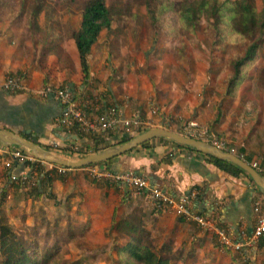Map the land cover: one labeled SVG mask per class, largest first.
Returning <instances> with one entry per match:
<instances>
[{"label": "rangeland", "instance_id": "obj_1", "mask_svg": "<svg viewBox=\"0 0 264 264\" xmlns=\"http://www.w3.org/2000/svg\"><path fill=\"white\" fill-rule=\"evenodd\" d=\"M105 1L112 17L111 27L103 28L91 45L87 58L92 78L97 81L93 82L94 88L87 86L86 90L93 95L109 90L115 101L126 105L124 115L116 111L123 121L120 132L133 137L156 126L183 133L189 122L196 121L233 153L248 154L254 160L264 158V43L255 60L246 65L244 74L230 87V62L242 50L244 41L225 37L215 42L212 34L199 29L196 33L180 30L170 36L149 22L144 0ZM253 1L259 9L261 1ZM43 2L37 28H33L29 16L35 0H13L12 5L0 6V85L12 75L7 74L12 67H44L49 57L55 62L56 57L42 49L46 43H57L71 57L76 54L78 58L70 34L80 25L82 0ZM178 8V0H171V9L176 12ZM20 10L22 16H18ZM75 64L73 70H58L78 72L82 81L79 59L77 70ZM79 146L74 145L76 149L71 154L70 149L65 150L64 155L53 152L58 149L57 141L45 149L76 160L83 157L76 155ZM42 164L47 168L58 166L46 161ZM64 169L66 173L79 170L71 171L74 174L67 178L71 183H65L63 196L53 192L55 198L45 194L39 199L26 197L38 171H33L24 186H5L6 194L0 199L4 223L28 240L39 241L46 247L45 253L53 247L58 264H124L115 248V244L124 242L110 231V218L114 207L117 218L130 209L124 210L121 198L125 189H135L124 185L116 188L104 182V174L96 173L102 172L98 166ZM95 176L99 182L92 181ZM83 223L81 234L74 231L70 235L69 227ZM154 231L159 242L169 234ZM190 239L185 233L173 237L182 248L191 243Z\"/></svg>", "mask_w": 264, "mask_h": 264}, {"label": "crops", "instance_id": "obj_2", "mask_svg": "<svg viewBox=\"0 0 264 264\" xmlns=\"http://www.w3.org/2000/svg\"><path fill=\"white\" fill-rule=\"evenodd\" d=\"M76 56L74 54L72 58L77 70ZM49 60L43 63L44 67L38 68L36 64H32L26 68H10L9 71L15 73L6 71L28 87L15 93L0 87V129L19 134L28 140H35L43 148L49 146L52 141H57L58 149L52 151L57 155L61 153L64 155L65 150L73 149V146L80 145L81 141L87 142L90 146L95 143H90L86 138H78L81 135L79 127L72 126L69 130L57 128L54 121L61 112V105L50 97L39 96L36 90L43 85L54 88L67 86L71 88L76 103L88 116L102 113L108 107H114L123 114L126 105L115 101L113 93L111 94L109 90L98 91L94 95L86 90L90 86L94 88L93 82L97 81L96 78H92V73L89 80L82 83L78 72L59 71L56 61L54 62L52 57H49ZM41 68H45L44 73L41 72ZM104 132L99 145L112 143L122 136V131L119 130ZM7 145L13 144L0 142V191L3 188L6 191L5 186H10L8 185L10 170L4 166V162L11 159L12 150L20 147ZM242 150L239 148L240 152H243ZM203 155L205 154L195 150L177 147L169 141L153 138L149 140L147 146H136L129 153L119 155L112 162L111 168L117 172L141 173L149 184L158 185L175 197L189 196L193 193L191 195L193 210L211 216L216 227L226 228L233 242L242 243L240 249L220 246L215 230L201 229L191 219L177 216L169 209L153 204L145 191L125 189L126 193L122 198L124 210L140 205L146 212L147 227L169 233L167 237L171 240L173 249L189 254L187 264H264V235L252 238L256 218L259 213H264V191L247 177L231 175L204 161ZM245 157L249 159L248 162L254 160L248 154H245ZM11 171L16 175L27 173L26 167L19 166H13ZM71 171L66 173L63 179H54L51 182L52 192L65 195L67 189L65 183H71L68 179L74 174ZM184 233L185 236L191 237L192 241L182 248L181 242L176 245L173 237Z\"/></svg>", "mask_w": 264, "mask_h": 264}, {"label": "trees", "instance_id": "obj_3", "mask_svg": "<svg viewBox=\"0 0 264 264\" xmlns=\"http://www.w3.org/2000/svg\"><path fill=\"white\" fill-rule=\"evenodd\" d=\"M12 1L0 0V6L2 4L12 5ZM260 1L261 7L259 9H257L253 0H178L179 8L176 12L171 9V0H144V6L149 22L154 23L159 31H165L167 35H175L180 30L196 33L199 29L212 34L215 42H220L225 37L229 38V40L244 41L242 50L236 53L230 62L232 71L229 77V86L232 87L236 84V80L244 74L246 65L255 60L261 45L264 43V0ZM43 6V0H35L32 12L29 15L33 28H37V15ZM22 14L23 10H20L18 16H22ZM80 15V25L76 30L72 31L70 36L78 53L82 83H86L90 78V64L87 56L91 45L97 40L103 28L109 29L111 27L112 17L105 0H82ZM42 49L45 54H52L56 57L58 69L66 67L71 70L74 69L72 57L57 43H46ZM73 126L78 127V124L75 123ZM80 133L81 135L78 138H86L90 143L93 142L95 144L90 146L87 142L81 141V147L79 146L76 151L77 156L97 152L131 138L126 132L122 131V136L116 141L99 145V142L103 139L102 134L105 132L86 133L80 130ZM159 139L169 141L180 148L195 150L163 137H159ZM148 143L149 141H146L138 146L145 147ZM13 145L7 146L11 147ZM82 146L85 149H82ZM45 148L47 147L45 146ZM21 150L26 151L25 148ZM131 150L121 155L129 153ZM74 152V149H70V154ZM118 156L98 163H91L84 167L98 166L101 170L115 174L117 171L112 170L111 164ZM244 158L247 161L249 160L245 156ZM203 159L231 175H243L252 181L248 173L230 161L206 154L203 155ZM261 163L264 164V159L263 161L261 160ZM13 166L26 167L28 170L24 179L21 178V174L17 175L16 180L12 181L9 179V185L17 183V186H24L26 185L24 181L31 179L33 171H38L37 176L31 183L32 186L25 193L26 197L29 196L34 199H39L43 194L47 197L55 198L51 190V182L54 179H63L66 174V170L58 171L55 167L47 168L39 160L24 161L22 163L13 162L8 174L11 172L15 174V172L11 171ZM92 181L99 182L96 176L92 177ZM103 181L111 183L118 188L119 181L107 177H104ZM5 192V188L1 189V200L4 199ZM116 215V207H114L110 218V231L113 232L115 237L117 236L124 242L122 245L115 244V248L124 264H177V262L179 264H187L186 260L189 254H183L182 250H174L168 237L159 242L158 235H155L157 233L154 231H157V229H149L147 227L145 222L146 212L140 205L132 206L118 218ZM4 220L5 218L0 215V264H58L57 257H55L57 251L53 247L50 248L48 253H45L46 247H42L39 241L28 240L24 234H17L8 224L4 223ZM84 225L83 223L69 227L70 235L74 231L81 234L82 229L85 228ZM122 260L120 259L121 262Z\"/></svg>", "mask_w": 264, "mask_h": 264}, {"label": "built area", "instance_id": "obj_4", "mask_svg": "<svg viewBox=\"0 0 264 264\" xmlns=\"http://www.w3.org/2000/svg\"><path fill=\"white\" fill-rule=\"evenodd\" d=\"M0 87L5 91L13 93L27 89L18 78L10 75L7 76L6 80L0 85ZM35 92L43 98L50 97L61 105V112L54 121L55 126L59 129L62 128L64 130H69L73 124L76 123L78 124L79 129L83 132L98 133L109 130L117 131L119 124H121V122L123 124V121L118 119L119 116H117L114 107H108L104 112L98 113L97 115L88 116L85 111L76 103L71 89L67 86L54 88L50 85H43ZM124 123L126 125L128 124L127 121ZM183 134L198 138L204 142L214 145L215 147L227 149L225 148V145L222 141L214 136H211V134L204 130L201 125L199 126L196 121L189 122L187 127H184ZM21 149L22 148L19 147L10 152L11 159L4 162V166L7 169L12 166L13 162L22 163L24 161L39 160L42 163V160L36 158L29 150L22 151ZM73 149L75 150L76 147H73ZM227 150L233 152L231 149ZM238 155L244 158L242 154ZM249 163L264 178V164H262L259 160H251ZM53 167H55L58 171H65L64 168H66L60 165ZM96 173H98V175L104 174V177L119 181L118 186L124 185L132 187L136 191H145L153 204L167 208L177 216L191 219L201 229L212 228L216 232L217 240L220 246L230 247L234 250L241 248L242 243L233 242V238L229 231L223 227H216L213 220L211 219V216L209 217L193 210L191 202V195H193V193H190L189 196L175 197L163 190L160 186L149 184L141 173H136L134 171L117 172L115 174H111L105 170H102V172L97 170ZM9 176V179L12 181L17 179V175L12 172L9 174ZM25 176L26 174H23L22 178L24 179ZM255 209L258 210V208ZM261 235H264V213L258 214L252 230L253 239Z\"/></svg>", "mask_w": 264, "mask_h": 264}, {"label": "water", "instance_id": "obj_5", "mask_svg": "<svg viewBox=\"0 0 264 264\" xmlns=\"http://www.w3.org/2000/svg\"><path fill=\"white\" fill-rule=\"evenodd\" d=\"M57 135L60 136L58 133ZM159 137H163L172 140L178 144L194 148L196 151L202 154L211 155L219 159L230 161L231 163L239 166L246 173H248L252 181L257 186H259L261 190L264 191V178L260 175L259 172H257V170H255L250 165V163L245 158H242L238 154H235L227 149L215 147L214 145L204 142L198 138L190 137L184 135L181 132L179 133L168 128L156 126L150 127L142 131L141 133L131 137L125 142L112 145L97 152L88 153L85 156L76 160L56 156L45 148L39 146L35 142V140H28L19 134L10 132L5 129H0V142L21 146L26 150H29L36 158L42 161L60 165L66 168H79L89 165L91 163H98L121 155L124 152L135 148L143 142Z\"/></svg>", "mask_w": 264, "mask_h": 264}]
</instances>
